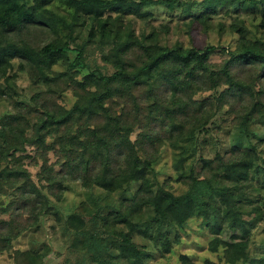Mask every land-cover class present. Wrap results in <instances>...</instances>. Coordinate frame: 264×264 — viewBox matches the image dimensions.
<instances>
[{
    "label": "trees",
    "instance_id": "trees-1",
    "mask_svg": "<svg viewBox=\"0 0 264 264\" xmlns=\"http://www.w3.org/2000/svg\"><path fill=\"white\" fill-rule=\"evenodd\" d=\"M55 2L65 14L52 10ZM187 2L199 5L191 22L200 19L206 27L228 2L235 10L257 11L248 22L232 17L229 28L237 38L222 47L220 61L212 60L213 43L170 45L124 25L126 15L148 21L149 7L175 11ZM82 25L90 27L88 42L99 35L95 42L109 71L86 60L84 44L75 41ZM219 29L225 31L224 23ZM15 60L41 86L29 100L10 85ZM1 79L12 92L0 85V100L11 106L0 115V196L10 197L6 207L1 201L10 217L0 220V252L52 212L84 252L76 264H89L87 253L94 264H154L147 260L148 244L135 242L133 232L170 252L186 222L199 214L208 223L228 219V238L210 223L209 248H223L229 264H264V255L252 256L249 248L252 228L264 219V204L254 203V182L264 183V136L212 156L196 151L222 113L224 124L247 134L264 119V0H0ZM166 144L182 149L174 164V180L187 186L180 193L172 178L161 182L155 171ZM28 159L40 167L36 180ZM71 182L121 198H101L93 206L83 199L63 215L52 197L61 201ZM133 182H139L135 190ZM22 253L27 260L19 264H44L45 253ZM180 258L176 264H195L187 254Z\"/></svg>",
    "mask_w": 264,
    "mask_h": 264
},
{
    "label": "rangeland",
    "instance_id": "rangeland-1",
    "mask_svg": "<svg viewBox=\"0 0 264 264\" xmlns=\"http://www.w3.org/2000/svg\"><path fill=\"white\" fill-rule=\"evenodd\" d=\"M199 5L195 3L187 2L181 8L175 11H167L162 8L149 7V10L153 11V15L146 21L144 18L136 15H126L123 17L124 25H130L131 28L136 32L137 35L142 36L154 34L156 37L164 43L175 44L181 43L185 46L197 45L205 47L210 43L215 44L218 48L212 55V60L220 61L224 58L225 53L222 51V47L234 45L237 36L230 30L229 25L232 21L233 16H242L247 22L256 13L257 10L245 11L241 6L235 10L232 5L228 2L221 5L217 9V13L212 14L208 20L209 25H204L199 20L191 22L193 15L199 13ZM52 10L58 14H65L66 10L61 7L59 2H55L52 6ZM195 12V14L193 13ZM224 23L225 31L220 32L219 24ZM192 23V24H191ZM166 25L169 27L167 29ZM90 27L88 25H82L75 31V41L79 44H84L87 51L86 60L89 62L92 68H99L105 71H109L111 68L109 65L104 64L101 59L102 49L100 44L95 42L99 35L93 40V43L88 42ZM12 69L9 70L10 75L14 74L9 80L10 85L19 93L20 98L29 100L31 95L38 90L41 86L33 83L27 73L18 70V62L14 61ZM16 72V73H15ZM2 87L9 88L8 83L4 80H0ZM12 92V89H8ZM65 98L68 102H72L73 96L71 92L65 93ZM11 110V106L7 100H0V115L4 112ZM227 114L222 113L217 118L216 125L212 126L209 134L202 136L201 141L199 140L198 149L196 151L204 153L206 156H212L216 150L225 151L228 150L234 143H243L248 145L256 140H259L264 136V119L254 122L250 126V133L247 134L245 131L236 129L235 127L224 124ZM216 129V130H215ZM139 130V129H137ZM135 136V133L133 134ZM190 142H188L189 144ZM187 144V142L185 143ZM187 144V145H188ZM30 148V147H29ZM33 148V147H32ZM196 148L194 144L193 149ZM31 149V148H30ZM182 149L173 147L171 145H164L161 149L158 161L155 163V171L158 179L163 182L167 178H172V184L174 190L177 193L187 189L185 184L174 180L177 176L175 169V162L178 157L182 154ZM32 153H34L31 150ZM35 154V153H34ZM193 157H190L185 165L188 167ZM27 160L28 167L31 169L34 179H37L36 173L38 168ZM258 187L254 189L255 204H264V183L254 182ZM139 182L132 183V189H136ZM199 189L202 190L203 196L209 199V190L206 185L201 184ZM260 190V191H258ZM107 199L117 203L121 198L118 192L106 193L103 190L95 189L92 192L84 189L79 183H69V189L66 190L64 197L61 201H57L52 197V202L59 207L63 215L70 213L75 210L81 204L83 199H88L92 204L96 201L104 202L100 199ZM1 201H4V205L10 201V197L0 196V220L8 219L10 217V211H4L1 208ZM245 204L248 208L253 205L246 201ZM93 206V205H92ZM261 210L264 212V206ZM210 223H215L222 228L220 234L223 238H228L233 229L229 227L228 219L223 220H211ZM210 223L204 220L199 214L192 216L187 222L186 226L181 230V239L179 242H174L170 252L161 253L160 245L154 243L152 240L144 239L137 231L133 232L132 237L135 242L141 245V243L148 244L149 258L147 259L154 264H176L181 262V255L187 254L195 264H229L226 261V257L223 248L219 251H213L209 248L210 240L213 237ZM264 219L263 221L252 228L251 232V244L250 253L253 256L264 255V245L261 240L264 241ZM74 233L68 232L65 227L63 220H58L54 213H46L43 216L40 225L31 227L29 230L24 232L21 236L17 237L13 241V245L9 248H5L0 252V264H19L27 260V253L36 250L39 256L44 254V264H76L81 259V255L84 253L81 249L73 246ZM264 243V242H263ZM90 255H86V263L94 264L90 260ZM242 262L240 261L239 264ZM251 264V263H246Z\"/></svg>",
    "mask_w": 264,
    "mask_h": 264
}]
</instances>
